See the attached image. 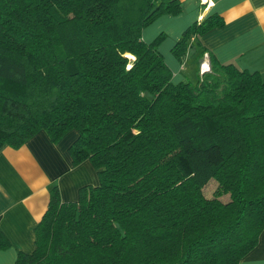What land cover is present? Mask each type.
<instances>
[{
	"label": "trees",
	"instance_id": "obj_1",
	"mask_svg": "<svg viewBox=\"0 0 264 264\" xmlns=\"http://www.w3.org/2000/svg\"><path fill=\"white\" fill-rule=\"evenodd\" d=\"M179 10V0H0V146L74 130L71 162L88 160L97 176L73 200L48 186L33 247L13 264H237L256 243L264 74L201 44L223 23L210 12L172 43L179 62L192 45L195 65L192 81H173L157 49L163 34L140 32Z\"/></svg>",
	"mask_w": 264,
	"mask_h": 264
},
{
	"label": "crops",
	"instance_id": "obj_2",
	"mask_svg": "<svg viewBox=\"0 0 264 264\" xmlns=\"http://www.w3.org/2000/svg\"><path fill=\"white\" fill-rule=\"evenodd\" d=\"M179 4L178 13L160 14L140 32L144 41L164 33L166 40L157 49L163 56L161 47L165 48L167 58L162 59L173 81L184 79V75L181 63L168 49L186 25L210 12L221 15L223 23L201 33V44L220 62L232 61L240 68L264 74V0H179ZM193 50L192 45L187 47L182 64L194 63ZM198 66L200 70L207 68L205 53ZM75 136L74 130H68L52 143L38 130L17 148L0 146V230L9 242L0 249V264H13L16 250L32 249V226L45 208L50 184L56 185L60 199L73 200L80 186L96 183L95 169L88 160L71 162L67 147ZM237 264H264V227Z\"/></svg>",
	"mask_w": 264,
	"mask_h": 264
},
{
	"label": "rangeland",
	"instance_id": "obj_3",
	"mask_svg": "<svg viewBox=\"0 0 264 264\" xmlns=\"http://www.w3.org/2000/svg\"><path fill=\"white\" fill-rule=\"evenodd\" d=\"M152 22V21H151ZM149 24V23H148ZM147 24V25H148ZM147 25H145V26H147ZM144 26V27H145ZM158 33H162L163 35H164V33L163 32H158ZM157 33V34H158ZM156 35V34H155ZM162 35V37H161V39L158 41V43H157V45L159 44V46L160 45H162L164 42H165V40H166V37L164 38V36ZM164 38V39H163ZM163 39V40H162ZM175 41V40H174ZM171 47V46H170ZM163 50H162V55L165 57V58H167V55H165V48H163V47H161ZM170 49V48H169ZM168 49V52L170 51ZM172 55V54H171ZM162 56V57H163ZM183 60H184V57H183V59H181V61H180V63H181V66H182V69H181V73L184 75V78L185 79H188V80H193L194 79V77H195V71H194V63L192 62H190V61H186V63H185V61H184V63L182 64V62H183ZM215 185H216V182H215V179L213 178V177H210L205 183H204V185L201 187V192H202V194L204 195V196H211L212 194H213V192H214V188H215ZM225 195V194H224ZM226 196H227V194H226ZM221 199H225V196H222V197H220Z\"/></svg>",
	"mask_w": 264,
	"mask_h": 264
}]
</instances>
